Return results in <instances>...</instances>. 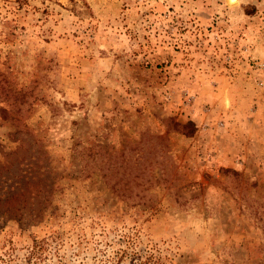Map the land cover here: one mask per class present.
<instances>
[{
	"label": "rangeland",
	"instance_id": "obj_1",
	"mask_svg": "<svg viewBox=\"0 0 264 264\" xmlns=\"http://www.w3.org/2000/svg\"><path fill=\"white\" fill-rule=\"evenodd\" d=\"M126 248L264 264V0H0V264Z\"/></svg>",
	"mask_w": 264,
	"mask_h": 264
},
{
	"label": "trees",
	"instance_id": "obj_2",
	"mask_svg": "<svg viewBox=\"0 0 264 264\" xmlns=\"http://www.w3.org/2000/svg\"><path fill=\"white\" fill-rule=\"evenodd\" d=\"M186 126H191V129L187 132H184L186 135H191L193 131V123L191 121H188L185 123ZM41 249V247H32L28 253L26 254L25 260L27 262H31V258L34 257L36 258V253L38 252L37 250ZM151 261L150 256L146 255H139L137 252H134L130 250L129 248L124 249L121 253L120 256L118 257L117 263L119 264H149Z\"/></svg>",
	"mask_w": 264,
	"mask_h": 264
}]
</instances>
